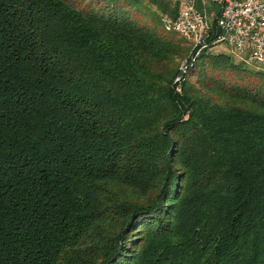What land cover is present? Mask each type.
I'll return each mask as SVG.
<instances>
[{
  "label": "trees",
  "instance_id": "trees-1",
  "mask_svg": "<svg viewBox=\"0 0 264 264\" xmlns=\"http://www.w3.org/2000/svg\"><path fill=\"white\" fill-rule=\"evenodd\" d=\"M182 6L0 0V264H264V69Z\"/></svg>",
  "mask_w": 264,
  "mask_h": 264
},
{
  "label": "built area",
  "instance_id": "built-area-1",
  "mask_svg": "<svg viewBox=\"0 0 264 264\" xmlns=\"http://www.w3.org/2000/svg\"><path fill=\"white\" fill-rule=\"evenodd\" d=\"M166 1L183 5L175 20H164L166 30L186 39L196 55L225 46L239 61L264 69V0H218V13L200 10L197 0Z\"/></svg>",
  "mask_w": 264,
  "mask_h": 264
},
{
  "label": "crops",
  "instance_id": "crops-1",
  "mask_svg": "<svg viewBox=\"0 0 264 264\" xmlns=\"http://www.w3.org/2000/svg\"><path fill=\"white\" fill-rule=\"evenodd\" d=\"M196 5L200 10H206L209 13L219 12L218 0H197Z\"/></svg>",
  "mask_w": 264,
  "mask_h": 264
},
{
  "label": "rangeland",
  "instance_id": "rangeland-1",
  "mask_svg": "<svg viewBox=\"0 0 264 264\" xmlns=\"http://www.w3.org/2000/svg\"><path fill=\"white\" fill-rule=\"evenodd\" d=\"M212 51L213 52H222V51H224V52L229 53V49L227 47H225V46L214 47V48H212ZM236 60L239 61L238 59H236Z\"/></svg>",
  "mask_w": 264,
  "mask_h": 264
},
{
  "label": "water",
  "instance_id": "water-1",
  "mask_svg": "<svg viewBox=\"0 0 264 264\" xmlns=\"http://www.w3.org/2000/svg\"><path fill=\"white\" fill-rule=\"evenodd\" d=\"M184 74H185V69H183V70L181 71V73H180V77L182 78V77L184 76Z\"/></svg>",
  "mask_w": 264,
  "mask_h": 264
}]
</instances>
